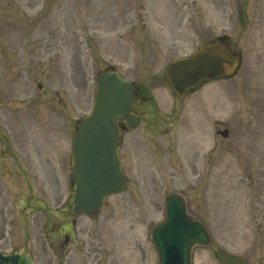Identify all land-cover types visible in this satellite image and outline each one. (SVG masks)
Returning <instances> with one entry per match:
<instances>
[{"label": "rangeland", "instance_id": "1", "mask_svg": "<svg viewBox=\"0 0 264 264\" xmlns=\"http://www.w3.org/2000/svg\"><path fill=\"white\" fill-rule=\"evenodd\" d=\"M174 1L177 6L170 5ZM18 24L27 27L29 37L40 29L43 38L69 35L73 40L76 118L88 115L97 76L108 68L148 86L161 108L175 101L180 115L168 136L153 141L148 115L137 109L143 122L121 134L124 192L106 200L95 218L78 217L76 233L68 234L63 250L49 231L70 219L52 220L43 212L22 221L11 200L18 184L2 170L6 160H1L0 251L23 246L36 264H157L150 231L164 218L165 195L177 192L211 235L209 246L193 250L192 264H219L218 248L264 264V0H0V26L18 33ZM222 34L241 53L238 72L173 100L164 80L168 62ZM54 113L43 106L42 128L55 121ZM215 124L229 130L228 138L213 137ZM35 128L27 125L25 133ZM53 136L58 137L56 131ZM243 136L251 141L245 148ZM68 138L56 144L45 139L41 147L14 144L13 150L26 152L30 162L42 150L67 151L68 157ZM153 150L158 159H152ZM246 150L250 164L243 163L244 155L250 157L242 153ZM62 169L53 176L58 195L66 187ZM26 176L27 187L41 193L46 175L29 164Z\"/></svg>", "mask_w": 264, "mask_h": 264}, {"label": "flooded vegetation", "instance_id": "2", "mask_svg": "<svg viewBox=\"0 0 264 264\" xmlns=\"http://www.w3.org/2000/svg\"><path fill=\"white\" fill-rule=\"evenodd\" d=\"M9 23V22H8ZM6 23V24H8ZM0 26V125L3 137L0 138V161L6 160L2 170L10 176H14L18 184L12 203L21 207V213L26 209L36 208L31 204L42 203L51 204L54 213L46 209L53 215L52 220L59 215L64 218H70V224L73 221L72 203L70 202L74 186L69 184L68 192L65 197H57L56 190L52 187L50 180L54 175L56 168L66 167V182L70 179V173L67 171V153L57 150H42L36 152L37 160L30 162L26 152L13 150V145H23L24 143L32 147H41V142L45 139L51 140L56 144L59 140L67 143L69 134H73L77 122L80 118L74 116V42L68 35L51 38L46 34L42 36V30L34 36L29 37L26 33L27 27L18 24L14 30L18 33H11ZM38 30V29H35ZM38 78H45V83L40 82ZM141 87H135V97L132 111H135V103L141 106V96L144 99V93ZM42 92H45L44 94ZM44 97V98H43ZM48 97V99L46 98ZM143 101V100H142ZM43 106L47 110L57 113L55 121L52 124L42 128ZM149 115V128L154 139L168 136L171 127L178 116L176 105L168 109L159 111L155 106ZM70 116H73L72 118ZM36 124L32 134H26L27 125ZM42 130V131H41ZM47 132L42 135V132ZM55 131L57 136H53ZM219 129H215L217 133ZM214 148V147H213ZM170 154V152L164 151ZM153 159H158V152L154 150ZM33 164L34 168L46 174L45 183H43V196H29L27 192V170L28 165ZM50 184V185H49ZM72 192V193H71ZM55 193L54 196H51ZM63 214L58 213L59 210ZM37 211H43L40 206ZM45 211V210H44ZM257 211V208L254 209ZM66 224V223H64ZM52 237L60 241L64 234H71L70 225L53 226L50 229ZM68 242L67 237L64 243ZM94 254H99L95 252Z\"/></svg>", "mask_w": 264, "mask_h": 264}, {"label": "water", "instance_id": "3", "mask_svg": "<svg viewBox=\"0 0 264 264\" xmlns=\"http://www.w3.org/2000/svg\"><path fill=\"white\" fill-rule=\"evenodd\" d=\"M225 36L198 48L190 57L170 62L165 71L169 87L177 95L221 75L236 72L240 59L224 46ZM133 91L115 71L98 77L92 112L82 119L72 144V183H76L73 210L84 215L96 214L105 198L124 188V176L118 159V119H126L121 130L139 126V117L129 114ZM227 136V131L222 133ZM162 223L153 227L151 240L158 264H191L194 246H207L211 239L199 221L186 214L185 201L177 194L166 198ZM215 258L221 264H248L243 258L219 249ZM0 264H33L23 251L0 254Z\"/></svg>", "mask_w": 264, "mask_h": 264}]
</instances>
